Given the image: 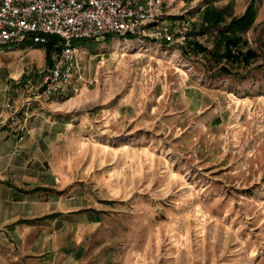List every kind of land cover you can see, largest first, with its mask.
<instances>
[{"label":"rangeland","instance_id":"rangeland-1","mask_svg":"<svg viewBox=\"0 0 264 264\" xmlns=\"http://www.w3.org/2000/svg\"><path fill=\"white\" fill-rule=\"evenodd\" d=\"M250 2L217 5L241 16ZM202 3L163 0L173 43L78 41L63 99L78 101L73 156L102 217L86 264H264V0L244 34L260 57L237 76L183 53L190 37L212 46L190 34ZM0 62L34 81L51 67L44 47L0 49Z\"/></svg>","mask_w":264,"mask_h":264},{"label":"crops","instance_id":"crops-1","mask_svg":"<svg viewBox=\"0 0 264 264\" xmlns=\"http://www.w3.org/2000/svg\"><path fill=\"white\" fill-rule=\"evenodd\" d=\"M2 69L0 264H86L102 217L90 191L91 168L73 156L68 106L78 101L67 105L63 94L33 101L20 81L23 69Z\"/></svg>","mask_w":264,"mask_h":264},{"label":"built area","instance_id":"built-area-1","mask_svg":"<svg viewBox=\"0 0 264 264\" xmlns=\"http://www.w3.org/2000/svg\"><path fill=\"white\" fill-rule=\"evenodd\" d=\"M166 15L163 0H0V49L59 38L61 47L39 81L31 74L20 78L30 99L46 100L64 94L75 78L78 41L114 36L173 43Z\"/></svg>","mask_w":264,"mask_h":264},{"label":"trees","instance_id":"trees-1","mask_svg":"<svg viewBox=\"0 0 264 264\" xmlns=\"http://www.w3.org/2000/svg\"><path fill=\"white\" fill-rule=\"evenodd\" d=\"M217 1L203 0L198 8V11H201V22L199 25H194L190 33L209 35L212 38V46L203 44L196 37H190L183 46V53L202 54L213 66L218 67L220 73L237 76L239 73L233 68L242 65L249 66L260 57L259 51L251 45L244 34L254 24L262 0H251L246 12L241 16H235L230 11V4L219 6ZM87 40L89 39L81 41ZM22 46L44 47L47 60L52 65V55L60 49L61 43L58 37L53 36L46 44L26 41Z\"/></svg>","mask_w":264,"mask_h":264}]
</instances>
